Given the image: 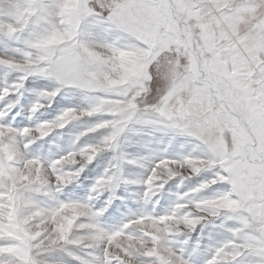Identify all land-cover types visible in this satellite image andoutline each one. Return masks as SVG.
Returning a JSON list of instances; mask_svg holds the SVG:
<instances>
[{
    "label": "snow or ice",
    "instance_id": "1",
    "mask_svg": "<svg viewBox=\"0 0 264 264\" xmlns=\"http://www.w3.org/2000/svg\"><path fill=\"white\" fill-rule=\"evenodd\" d=\"M77 95L85 106L60 108ZM53 105L58 114L41 119ZM94 116L108 118L70 129ZM144 129L193 148L128 157L122 141L139 143L130 135ZM107 151L116 155L86 197L60 199ZM124 163L147 175L127 178ZM131 185L144 186L140 209L106 228L101 218ZM0 224V264H67L48 258L57 251L76 264H264V0L0 8Z\"/></svg>",
    "mask_w": 264,
    "mask_h": 264
},
{
    "label": "rangeland",
    "instance_id": "2",
    "mask_svg": "<svg viewBox=\"0 0 264 264\" xmlns=\"http://www.w3.org/2000/svg\"><path fill=\"white\" fill-rule=\"evenodd\" d=\"M16 0H0V8L6 9L9 4H14ZM7 19V18H5ZM242 27H247L246 24H242ZM239 74V73H234ZM31 83V82H30ZM162 86V85H161ZM151 99V97H149ZM60 101V108L67 107V106H79L83 107L84 104L81 103V100L79 96H72L69 98H58ZM59 108H57L56 105H53V109L49 110L47 113L40 114L41 119H51L56 114H58ZM102 118H108V117H101V116H94L92 118H85L84 120L80 122H74L72 125H70V129L73 132H82L85 131L86 128L98 122V120ZM25 122L29 123L27 121V118H25ZM152 132L151 129H144L143 132L140 135H130V139L132 142H139V143H127L122 141V151L128 155V157H134V158H141L146 156H153L156 161L159 160V158L163 155L166 158H174L181 152H189L192 150L193 145L191 143H188L184 140V138H178V143L173 148H168L167 145V137L163 136L160 133H154L150 134ZM102 133H94L89 134L82 138L81 143L84 142H91L95 143ZM52 138H49V146L51 145ZM163 141V143L161 142ZM179 143H186V147L184 149L179 148ZM143 144H150L151 148H145L141 145ZM35 147V146H33ZM63 150H67L68 144L67 142H63L62 144ZM62 154V152H57V155ZM36 155H41L44 158H48V153L40 151H36ZM116 155V153L112 151H107L101 156L97 157V160L93 162L92 165L89 166V169L86 170L84 174H82L79 181L74 183L73 185L68 186L64 190V194L60 195V199L62 200H79L86 197L88 194L91 185L95 182V180L103 174L105 168L108 166L109 161L112 159V157ZM123 172L124 175L127 178L130 179H141L147 175V172L145 169L140 168L137 165L132 164H123ZM204 177H198L194 179L191 182L186 183L184 186L177 188L174 184L168 186V192L169 193H176V192H186L191 187H193L196 183L199 182L200 179H203ZM82 184H86L84 189L82 191H79L82 189ZM144 186L142 185H131L128 186L127 189L125 186H121L118 191L117 195L125 197L123 201L117 199L114 201L113 205L108 208V212L105 213V215L101 218V221L103 225L106 228H111L116 225H118L121 221L124 220L125 216L129 214V209H131L133 212H136L140 209V205L136 203L137 196L135 194L142 193L144 191ZM109 194L101 196L96 201V208L100 209L102 207H105L107 204V200L109 198ZM167 197V194H166ZM161 204H164V201H161ZM151 208V206H149ZM164 207H167L166 204H164ZM113 209H116V215L113 216L112 212ZM159 212H163L164 208H157L156 209ZM4 226L0 224V229H3ZM224 237H218V239H223ZM118 249H113V252H117ZM49 259L54 261H66L67 264H76L74 260L69 258L67 255H65L62 252H54L49 254Z\"/></svg>",
    "mask_w": 264,
    "mask_h": 264
}]
</instances>
